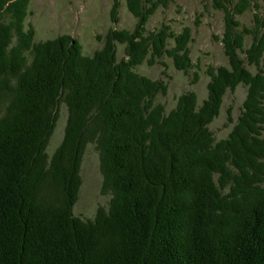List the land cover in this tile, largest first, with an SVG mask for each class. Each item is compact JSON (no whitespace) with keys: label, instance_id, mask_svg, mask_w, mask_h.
I'll list each match as a JSON object with an SVG mask.
<instances>
[{"label":"trees","instance_id":"16d2710c","mask_svg":"<svg viewBox=\"0 0 264 264\" xmlns=\"http://www.w3.org/2000/svg\"><path fill=\"white\" fill-rule=\"evenodd\" d=\"M125 1L134 29L113 28L85 55L68 34L36 41L31 0H0V264H264V0H211L228 66L208 67L205 100L188 91L170 111L159 102L166 60L201 80L193 29H148L175 0ZM120 8L115 0L114 24ZM144 65L167 80L139 73ZM241 87V114L235 122L228 110L234 126L218 141L211 126ZM92 145L111 200L85 220L74 210Z\"/></svg>","mask_w":264,"mask_h":264},{"label":"rangeland","instance_id":"374dc122","mask_svg":"<svg viewBox=\"0 0 264 264\" xmlns=\"http://www.w3.org/2000/svg\"><path fill=\"white\" fill-rule=\"evenodd\" d=\"M121 1L119 10L120 22L114 24L112 8L115 0H31L32 15L27 25L32 24L37 32L36 41L55 39L62 35H71L79 40L84 48L85 55H93L103 47L99 37H104L113 28L118 30L134 29L136 19L129 13L126 1ZM264 13V9H263ZM223 14L211 8V0H175L168 10H160L150 21L148 29L153 31L161 24H169L180 33L184 27L193 29L194 42L191 43L192 59L194 64L202 67L201 80L193 86L191 78L177 71L173 63L167 59L170 76L169 92L167 96L159 98L168 111L175 108L178 98L188 91L198 94L200 103L208 96L210 77L206 75L208 67L228 66V59L223 45L215 39L222 36L224 31ZM199 21L201 24L196 25ZM241 21L245 25L253 24V14L248 12ZM251 41H248V46ZM120 58L124 56V48L120 47ZM254 70V69H253ZM164 69L160 66H141L138 72L153 80L165 79ZM167 80V79H165ZM247 90L239 88L236 94L228 95L220 117L212 124L211 130L218 141L226 139L234 124L229 122L228 110L232 108V118L236 122L241 114ZM67 122V110L62 106L58 126L51 140L49 153L53 154L63 139ZM83 185L80 200L74 210L75 215L85 220H92L100 207L109 208L110 196L102 193L103 178L100 171V158L95 146H89L81 169Z\"/></svg>","mask_w":264,"mask_h":264}]
</instances>
